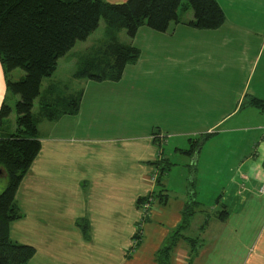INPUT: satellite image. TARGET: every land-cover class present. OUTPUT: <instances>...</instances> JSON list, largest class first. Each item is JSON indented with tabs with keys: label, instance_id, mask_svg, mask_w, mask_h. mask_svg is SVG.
Masks as SVG:
<instances>
[{
	"label": "crops",
	"instance_id": "0c3cea01",
	"mask_svg": "<svg viewBox=\"0 0 264 264\" xmlns=\"http://www.w3.org/2000/svg\"><path fill=\"white\" fill-rule=\"evenodd\" d=\"M216 1L225 15L221 26L201 29L186 24L193 12L178 16L163 32L147 26L142 31L141 26L129 43L139 48V58L125 67L122 78L89 80L90 88L102 89L123 80V108L114 100L116 92L89 93L87 87L75 114L38 120L41 148L33 163L42 158L44 171L32 174L31 164L15 194L21 217L9 225L13 241L35 248L27 264H159L158 253L171 239L165 264H264V112L246 104L253 97L264 100V0ZM140 73L165 91L150 96L132 90L141 81L134 78ZM5 96L15 99L6 90L0 64V106ZM54 100L44 104L53 106ZM242 108L253 109L247 111L256 123L229 129L256 130L257 139L252 151L237 160V172L227 176L215 205L206 206L197 193L196 170L190 174L193 189L175 191L172 175L177 165L170 154L164 155L163 144H176L172 158L184 155L188 167L220 121L205 116L227 117ZM161 111L202 117L180 128L156 121L137 126L125 119L119 124L104 119L114 112L126 116ZM86 113L99 120L82 122ZM4 123L0 137L16 127ZM162 136L170 137L161 141ZM179 137L188 148L180 147ZM196 140L197 153H185ZM163 167L157 188L151 176H158ZM188 177L182 174L180 180L186 183ZM155 189L162 191L143 216L138 198ZM189 201L197 203L194 213L175 237ZM20 229L29 230L28 241L15 238ZM189 230L193 235L186 234Z\"/></svg>",
	"mask_w": 264,
	"mask_h": 264
},
{
	"label": "trees",
	"instance_id": "16d2710c",
	"mask_svg": "<svg viewBox=\"0 0 264 264\" xmlns=\"http://www.w3.org/2000/svg\"><path fill=\"white\" fill-rule=\"evenodd\" d=\"M182 1L126 0L111 4L102 0H0V64L6 90L15 98L13 108L9 103L10 98L4 97L0 106V124L14 110L16 126L13 132L0 137V176L5 179L0 191V264H27L35 253L33 246L10 238L9 225L21 217L15 194L41 148L38 118L34 117L32 108L35 99L40 96L42 79L53 74L58 60L77 41L87 39L102 18L107 40L101 52L107 62L98 73L89 72L92 66L90 62L86 68L77 69L74 77H87L95 82L120 80L125 67L137 61L140 50L135 45L119 42L118 32L125 30L128 37L133 38L143 25L163 32L171 22L178 21L177 11ZM185 1L193 12V18L186 24L201 29H215L223 24L225 15L216 0ZM100 58L101 56L97 59L98 63ZM15 69L23 71L18 80L12 79V71ZM58 99L54 106L43 104L42 98L40 99V118H57L64 112L75 114L81 92L63 99L61 104H58ZM68 102L71 106H68ZM246 104L264 112L263 99L253 97ZM197 149L199 143L196 140L194 148L184 152L197 153ZM156 165L158 166L157 162ZM165 168L160 169L158 176L154 174L157 188ZM161 191L162 189H155L150 194L139 197L140 210L144 202L150 207L152 200ZM195 205L197 203L193 201L186 203L183 220L175 237L186 226L194 213ZM225 212L226 210L222 211ZM141 213L145 215L142 211ZM173 241L171 239L170 244L158 253L159 264H165Z\"/></svg>",
	"mask_w": 264,
	"mask_h": 264
},
{
	"label": "rangeland",
	"instance_id": "374dc122",
	"mask_svg": "<svg viewBox=\"0 0 264 264\" xmlns=\"http://www.w3.org/2000/svg\"><path fill=\"white\" fill-rule=\"evenodd\" d=\"M185 6L186 1L183 0L177 11L179 17L186 16L188 12H192L189 7ZM146 28L147 27H144L143 25L141 27V30L143 31ZM142 31L139 30L137 36L138 41H140ZM106 40L107 37L105 33V24L103 19L101 18L98 27L90 33L87 39L77 41L75 45L63 57L58 60L57 68L53 72V74L49 77H44L42 79L40 85V96L35 99L32 108L34 117H37L38 120L41 119L39 115L41 98H43V100H41V103H49L52 102L56 97L58 98L68 97L69 95H77V93H80L82 89L86 90L87 87H89V78H76L72 75L77 69H80L82 67L86 68L90 62H92V66L90 67L89 72L98 73L100 70L102 71L103 66L107 62V58L103 56V53L101 52ZM117 40L124 44H129L131 42V39L126 34L125 30H121L118 32ZM100 56L101 61L98 63L97 59H99ZM143 74L144 73H140V75L134 77L141 78V81L138 80L140 82L133 84V87L131 88L132 90L136 92L148 93L150 96H154L159 91H165V88L161 87L160 85L154 82L155 80H148L145 78L147 76L142 77ZM21 75H23V71H21L20 69H15L12 71V79L14 80H18ZM119 83V85H113V87L109 89H102L98 87L99 85H92L96 87H89V93H93L92 91H94L95 93L104 90H112L117 93V99L114 100H117L118 106L120 108H123V80H121ZM10 94L12 93H9V95ZM59 101L60 103L58 104H61L63 100ZM95 102H97V100ZM9 103L14 108V99L10 98ZM69 103L70 102H68V106H71ZM247 110L253 109L242 108L238 113L235 112V114H232L227 117H225L224 115L205 116L206 119L211 118L213 121L218 117L220 121L213 127L212 133L210 135H207V141L200 149L197 160L195 158L191 159V163L188 167L184 163L186 159L184 155L177 153L172 158L171 152L173 147L176 146V144H173L172 141L170 142V144L169 142H165L163 144L162 147L164 149V155L166 156L167 154H170L169 157L177 165V169H175L176 171L172 175V179L174 181L173 185H175V191H183L185 188L186 190H192L193 188L189 185V182L191 181L190 174L192 170H196L197 180L195 186L197 193L199 194V196L202 197V202L206 206L215 205L214 199H216V197L220 195L222 187L225 186L227 176H229L230 174H236L237 172V168L239 165V162H237V160L241 157L244 152L252 151L253 143L257 139L258 133L256 130L229 129L248 125L251 126L256 123L255 117L248 114ZM143 112H133L131 113V115L126 116H123L122 112H114L112 114L105 115L104 119H107L112 124L122 123V119H125V122H129L131 125L137 126H144L147 123H152L156 121L162 123L161 126L171 125L173 127L180 128L182 124L190 126L189 124L200 121L202 117L196 115L172 116L171 114H166L164 111H161L159 114H157V112L143 114ZM14 116L15 113L13 110L11 115L5 119L4 126H10L11 124H15ZM98 120L99 118H91V116H87L86 113L82 122H96ZM40 126L42 134L43 124H40ZM150 126H152L153 129L157 131L158 127H155L152 124H150ZM169 137L170 136H162L161 141H166V139H168ZM183 140L184 137L178 138V141L182 143V146L180 147H186V144L183 142ZM186 148H188V146ZM43 171L44 160L41 158L40 161L35 163L34 172L32 174H43ZM182 174H189L186 183L185 181L180 180ZM0 183L2 185H0L1 191L5 184V179L2 176H0ZM36 185H38V187L42 186V184L38 182H36ZM186 234L193 235V232L189 230ZM13 235L16 239L23 242L28 241L30 237L28 229H20L19 231H17L16 234Z\"/></svg>",
	"mask_w": 264,
	"mask_h": 264
},
{
	"label": "built area",
	"instance_id": "2783aa9c",
	"mask_svg": "<svg viewBox=\"0 0 264 264\" xmlns=\"http://www.w3.org/2000/svg\"><path fill=\"white\" fill-rule=\"evenodd\" d=\"M154 179H155V175L152 174V176H151V180L154 181ZM148 207H149V204H148L147 202H144V203L141 205V211L143 212V214H146Z\"/></svg>",
	"mask_w": 264,
	"mask_h": 264
}]
</instances>
